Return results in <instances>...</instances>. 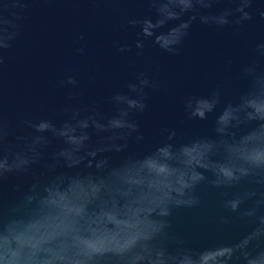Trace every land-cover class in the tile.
Listing matches in <instances>:
<instances>
[{
    "label": "water",
    "instance_id": "water-1",
    "mask_svg": "<svg viewBox=\"0 0 264 264\" xmlns=\"http://www.w3.org/2000/svg\"><path fill=\"white\" fill-rule=\"evenodd\" d=\"M0 264H264V0H0Z\"/></svg>",
    "mask_w": 264,
    "mask_h": 264
}]
</instances>
